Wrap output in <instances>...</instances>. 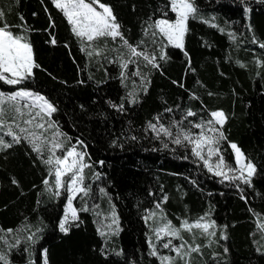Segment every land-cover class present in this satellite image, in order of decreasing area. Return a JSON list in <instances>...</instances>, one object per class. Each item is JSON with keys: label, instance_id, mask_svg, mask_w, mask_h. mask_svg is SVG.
Here are the masks:
<instances>
[{"label": "trees", "instance_id": "obj_1", "mask_svg": "<svg viewBox=\"0 0 264 264\" xmlns=\"http://www.w3.org/2000/svg\"><path fill=\"white\" fill-rule=\"evenodd\" d=\"M101 2L112 7L129 44L155 55L159 68L143 57H131L135 62L121 68V53L127 60L129 51L119 38H101L82 51L87 41L82 44L74 36L52 0H0L3 19L28 29L12 31L28 37L40 65L23 85L0 82V89L26 87L52 101L57 107L50 118L54 127L43 134L51 139L58 128L64 134L58 139L66 147L83 141L76 147L86 152L84 162L91 165L84 169L90 192L74 199L78 219L68 222L64 233L59 222L67 201L65 188L55 194L54 176H48V167L27 141L0 150V236L7 241L0 240V252L8 264H161L159 254L150 255L151 241L174 257V264H264V229L257 226L264 224V0H195L199 11L188 21L183 49L153 37L154 29L148 27L155 19H175L169 0ZM245 7L250 9L247 14ZM53 37L56 44L50 42ZM161 54L167 59L160 60ZM136 71L140 75L133 76ZM131 99L136 102L129 103ZM189 109L197 115L187 117L184 126L223 110L228 119L221 153L234 165L230 142L238 145L256 166L250 185L224 181L208 172L190 148L162 137L169 143L164 148L151 130L146 131L156 117L169 126ZM27 118L17 116V121L27 127L22 123ZM11 126L20 134L15 124ZM4 139L12 142L10 136ZM46 177L49 187L43 184ZM155 212L161 213V222L170 220L176 227L181 220L191 222L208 213L206 219L216 222V235L193 229L181 231L183 241L171 237L177 246L184 241L201 246L180 259L163 248L165 236L155 239L158 221L145 219ZM32 233L38 236L35 244L26 239ZM17 238L22 243L13 246Z\"/></svg>", "mask_w": 264, "mask_h": 264}, {"label": "snow or ice", "instance_id": "obj_2", "mask_svg": "<svg viewBox=\"0 0 264 264\" xmlns=\"http://www.w3.org/2000/svg\"><path fill=\"white\" fill-rule=\"evenodd\" d=\"M243 2L244 0H241V3ZM169 3L170 11L175 14V19H155L148 27L154 29L152 32L153 37L159 35L162 39H166L168 44L183 49L184 38L188 32V21L196 18L199 10L195 6V0H169ZM52 4L67 20L74 36L80 39L82 44L87 41V44L81 48L82 51L93 48V44L101 38H111L113 41L119 38L129 51V59L127 60L123 59V54L121 53V68H127L129 63L135 62L131 57H143L152 67L159 68L155 55L150 56L146 51H139L137 46L129 44L124 38L120 30L121 25L117 22L110 5L102 3L101 0H52ZM244 11L247 14L250 9L245 7ZM164 16L167 17L168 13H165ZM3 17L4 13L0 11V82L11 86L23 85L25 81L32 77L33 70L39 68L40 65L36 63L33 45L28 37L25 34H15L12 31L13 27H17L23 28L24 32H27L26 26H10ZM20 19L23 20V17H20ZM49 20L51 21V17H49ZM204 22L207 23V21ZM212 26L215 27L216 25ZM248 27L251 30V26L249 25ZM147 31L148 29H145L146 33ZM229 36L232 39L235 38L233 33H230ZM50 42L56 44V39L53 37ZM253 43H256L255 37H253ZM260 47L264 48V44H260ZM93 51H96L97 55L100 54L96 49H93ZM93 51H88V55L91 56ZM185 55H187L186 52ZM159 59L165 60L167 57L165 54H161ZM132 75L138 76L140 73L136 71ZM121 76H124V72H121ZM129 95L134 96V93ZM209 95H212V93H209ZM193 98L195 99L196 97ZM128 102L135 103L136 100L131 99ZM4 105H7V107H4ZM113 106L116 107L115 105ZM24 109H27V112ZM119 109L123 110V104L119 105ZM56 111V105L47 97L26 87H18L17 90L10 93L0 91V131L7 129L4 135H0V150L12 147L13 143H20L22 139L27 141L32 146V151L37 153L38 159L48 167V176H54V181L51 183H54L55 194L59 196L60 190L66 188L68 194L65 207L66 214L59 222V229L61 232L67 233L69 231L67 213L71 212L72 220L78 219L77 210L72 206L73 200L78 194L87 196L90 192V186L84 184V169L91 167V165L84 162L86 152L77 150L76 145H82L83 141L77 140L76 144L66 147L65 141L58 139V137L64 135L59 132L58 128L51 139L43 134L54 127V122L50 118ZM167 111H171V109H167ZM25 115L28 118L23 119L22 123L27 127L21 126V123L17 121V116L23 117ZM196 115L195 112L189 109L182 120H174L169 126L160 123L159 117H156L155 123L151 121L148 123L146 131L151 130L155 134V138L161 140L164 148H168L169 143L165 142L162 137L167 138L168 141L177 146L190 148L192 156L202 161L203 167L208 172L213 173L217 177H222L224 181H240L243 184L250 185L251 178L256 172V166L245 156L238 145L230 142V147L234 152V165L228 163L221 153L220 142L227 139L222 129L228 119L223 110L211 111L208 113L209 118L206 120L201 119L199 122L188 120L187 126H184V121L187 117ZM11 124H15V127L19 129V133L23 134V136L13 130ZM33 128L42 131L37 133L31 130ZM173 128L176 129L175 132H173ZM194 129L199 131H194ZM5 135L12 138L11 143L6 142L4 139ZM131 138L136 139L135 136ZM66 140L70 141L71 138L66 137ZM113 144H115V141H113ZM45 154L46 158H44ZM213 157H216L215 161H213ZM185 158L187 159V157ZM100 163L102 164L103 161ZM96 177L99 178L98 173ZM12 182L14 184L17 183L15 179ZM43 184L49 187L50 180L46 177L43 180ZM100 191L103 192L104 189H100ZM164 200H167L166 195ZM156 206L157 208L160 207L159 204ZM83 210L87 211V208ZM154 215L155 213H150L145 219H151ZM207 217L208 213H205L191 222L187 219L181 220L179 227L173 225L172 221L169 220L154 230L156 239L160 240L162 235H166L183 241L181 231L192 232L193 229L200 230L201 234L205 236H215L216 233L213 229L217 227L216 222L206 219ZM113 223H117V221L114 219ZM257 226L264 229V224L258 223ZM6 231L10 233L13 230L8 229ZM39 231L40 229H37V232ZM26 239L35 244L38 236L36 233H32ZM221 239H226V236L221 234ZM0 240H5V237L0 236ZM5 242L7 241L5 240ZM21 243L22 241L17 238L16 244L13 246H18ZM162 246L165 249L171 247L172 251L180 259H183L184 256L189 255L191 252H199L201 247L199 244L193 247L187 241L176 246L173 245L172 239L163 243ZM149 247L152 249L150 255L156 256L157 250L151 244V241L149 242ZM25 251H27V248ZM225 252H227V249H225ZM160 260L161 264H174L175 258L161 256ZM0 261L8 264L2 252H0ZM45 264H47L46 260Z\"/></svg>", "mask_w": 264, "mask_h": 264}, {"label": "rangeland", "instance_id": "obj_3", "mask_svg": "<svg viewBox=\"0 0 264 264\" xmlns=\"http://www.w3.org/2000/svg\"><path fill=\"white\" fill-rule=\"evenodd\" d=\"M0 91H2L1 89H0ZM10 92H12V91H10ZM10 92H5V93H10ZM78 151H80V150H78ZM82 152V151H81ZM213 160L215 161L216 160V157H213ZM65 190H66V188H65ZM67 192V191H66ZM68 195V194H67ZM66 204H67V201H66V203H65V206H64V212H63V215H62V218H64L65 217V207H66ZM72 206L74 207V200H73V202H72ZM75 208V207H74ZM161 213H159V212H155V215L150 219L151 220V223L153 224L154 223V219H156L157 221H158V224H157V226L155 225V228H154V230L156 229V228H158V227H161L163 224H165V223H163V222H161V220L159 219V217H157V216H159ZM67 215H68V222H70V221H72V218H71V212L69 211L68 213H67ZM61 218V219H62ZM154 218V219H153ZM156 224V223H155ZM155 232V231H154ZM155 235H156V233H155ZM166 237V240H165V242H162V244L163 243H166L169 239H171V237H169V236H166V235H162V237ZM155 239H156V236H155ZM152 244V243H151ZM153 245V244H152ZM174 245V244H173ZM177 246V245H176ZM170 249H171V247H170ZM156 250H157V254H159L158 256H159V258L161 257V256H168L167 255V253H166V251H159L157 248H156Z\"/></svg>", "mask_w": 264, "mask_h": 264}]
</instances>
